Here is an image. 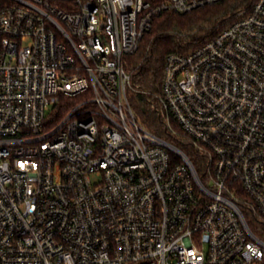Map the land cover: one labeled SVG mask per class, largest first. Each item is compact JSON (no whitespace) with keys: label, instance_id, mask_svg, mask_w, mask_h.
<instances>
[{"label":"built area","instance_id":"built-area-1","mask_svg":"<svg viewBox=\"0 0 264 264\" xmlns=\"http://www.w3.org/2000/svg\"><path fill=\"white\" fill-rule=\"evenodd\" d=\"M228 1L0 0V264H264V0L166 56L169 140L133 104L154 20Z\"/></svg>","mask_w":264,"mask_h":264},{"label":"trees","instance_id":"trees-1","mask_svg":"<svg viewBox=\"0 0 264 264\" xmlns=\"http://www.w3.org/2000/svg\"><path fill=\"white\" fill-rule=\"evenodd\" d=\"M248 1L230 0L184 15L163 13L154 20L151 31L144 37L134 57V60L142 62L131 74L134 87L143 92L133 98L134 107L138 113H145L147 119H151V132L161 138L168 135L161 119L149 111V96L145 94L159 91L166 56L173 52L188 53L211 39L227 25L236 11L249 8V5H244Z\"/></svg>","mask_w":264,"mask_h":264},{"label":"rangeland","instance_id":"rangeland-1","mask_svg":"<svg viewBox=\"0 0 264 264\" xmlns=\"http://www.w3.org/2000/svg\"><path fill=\"white\" fill-rule=\"evenodd\" d=\"M134 62H135L136 65H138L139 62H140V60L135 59ZM138 118H139L140 122L143 124V126L149 130L150 125H151V119H147V116L146 115H143V114L142 115H139L138 114ZM164 139L169 140L168 137H166Z\"/></svg>","mask_w":264,"mask_h":264}]
</instances>
